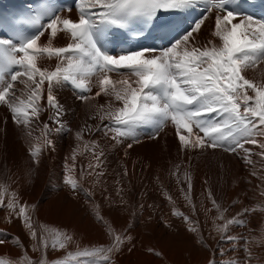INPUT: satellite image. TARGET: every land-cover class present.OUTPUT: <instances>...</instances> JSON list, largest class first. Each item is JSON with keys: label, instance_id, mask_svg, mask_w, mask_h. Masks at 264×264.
<instances>
[{"label": "snow or ice", "instance_id": "snow-or-ice-1", "mask_svg": "<svg viewBox=\"0 0 264 264\" xmlns=\"http://www.w3.org/2000/svg\"><path fill=\"white\" fill-rule=\"evenodd\" d=\"M254 7V0H29L21 13H0V107L7 111L0 131L7 134L10 116L28 140L30 163L23 173L28 179L42 154L56 150L55 138L72 135L75 147L65 157L62 183L74 197L84 194L90 215L107 237L106 243L81 247L67 230L47 225L38 230L33 221L36 206L21 204L18 192L10 191L11 184L0 182V207L8 209L6 221L19 219L33 241V251L40 254L30 258L20 237L12 236L11 246L22 250L21 254L0 252V264H117V255L133 237L131 221L117 229L95 198L97 190L101 195L108 191L103 178L109 151L123 148L127 157L142 137L157 139L166 126L174 127L181 153L212 149L239 159L248 175L234 178L233 187L240 182L252 185L249 176L259 182L237 192L227 206L206 188V199L216 213L209 233L214 243L209 244L196 218L190 164L182 173L183 162L174 165L176 171L171 173L178 185L187 184L180 192L190 214L176 207L157 178L171 215L181 220L194 244L208 253L203 264H264V72L259 78L248 75L264 69V15L248 10ZM213 18L214 23L208 24ZM206 27L209 32L202 40ZM114 29L133 38L155 30L167 46L113 49L110 33ZM65 88L89 105L88 119L95 123L85 121L76 130L69 126L64 119L69 109L57 94ZM93 88L97 89L94 94ZM97 97L105 102L99 103ZM44 113L46 120L41 119ZM37 130L39 135L34 137ZM98 133L100 139H92ZM85 152L91 154L88 188L83 184L84 170L79 178L75 175L77 157ZM119 167L123 172L115 174L117 185L129 175L123 162ZM124 193L123 187L116 188L121 210L127 211ZM103 199L110 209L117 203L111 196ZM148 207L157 209L153 204ZM231 208L238 210L229 216ZM209 211L204 208L206 218ZM256 215L260 219L251 226ZM164 223L173 228L169 220ZM237 227L242 231L234 233ZM7 237L0 229V246L9 243ZM48 250H63V255L49 260ZM144 251L167 264L164 252L155 245Z\"/></svg>", "mask_w": 264, "mask_h": 264}, {"label": "bare ground", "instance_id": "bare-ground-1", "mask_svg": "<svg viewBox=\"0 0 264 264\" xmlns=\"http://www.w3.org/2000/svg\"><path fill=\"white\" fill-rule=\"evenodd\" d=\"M213 23L214 18L213 21L208 22V24ZM208 32L209 28L206 27L201 33L202 40ZM58 43L62 46L64 41L61 40ZM262 72L264 69H259L256 72L250 71L248 75L259 78ZM96 91L97 89L93 88V94ZM57 94L61 103H64L69 109L64 119L70 121L69 126L73 130H76L85 121L95 123L94 120L88 119L91 115L89 105L76 100L70 89L58 90ZM97 101L104 103L105 98L97 97ZM5 115H7L6 109L0 107V129L5 127ZM41 119L46 120L47 113H44ZM38 135V130L33 132L34 137ZM85 139H88L87 135ZM92 139L99 140L100 134H96ZM55 140L56 150L54 152L46 151L42 154L35 174L31 179H28L23 173L30 163L28 159L29 142L23 132L13 125L9 116L7 134L0 131V182L11 184L10 191L18 192L21 204L27 202L29 205L36 206L33 221L38 230L40 225L67 230L75 235L81 247L106 243L107 237L90 215L84 202V194L80 193L74 197L62 183L65 157L70 156L71 149L75 147V141L68 133L56 137ZM254 159L256 158L254 157ZM90 162L91 154L89 152L78 156L76 160L75 175L79 178L81 170H84L83 184L86 188L91 186L92 178L86 175ZM121 162L127 167L129 175L123 178L121 185H117L115 174L123 172V169L119 167ZM69 163H71L70 160ZM181 163V173L183 168L190 164L193 184L192 198L198 211L196 218L200 221L209 244L214 243L209 233L212 227L211 217L216 213L212 210L211 201L206 199V188H210L214 193L217 202H222L227 206L237 192L259 183L255 177L249 176L252 185L240 182L237 187H233L232 180L234 178L247 176L248 173L239 159L220 150L208 149L205 152L193 151L187 154L179 152L178 139L172 126H166L157 139L150 140L147 136L142 137V142L134 145L129 150L127 157H124L123 148L110 150L107 158L108 167L103 178V186L108 191L101 195V192L97 190L95 198L102 205L104 215L113 221L117 229L131 221L132 227L129 235L133 239L122 253L117 255V264H164L160 259L145 253L144 248L151 245H155L164 252L167 264H203L208 253L194 244L193 238L186 232L181 220L171 215V206L157 188L156 181L159 178V181L175 200L176 207L180 211L190 214V209L186 206L180 192V187L182 186L186 190L187 184L178 185L176 177L171 175L176 171L174 165ZM221 164H223V173ZM259 167L258 164L257 168ZM5 169L8 171L6 172ZM6 176H11L12 180H7ZM205 180L208 182L207 185L204 184ZM118 186L125 189L124 196L128 200L127 211L121 210L123 206L119 204V197L116 195ZM145 192L147 194L142 195ZM248 195L252 196L253 193L249 191ZM104 196H111L117 203L110 209L109 205L104 202ZM245 203H249V201L246 200ZM150 204L157 206L156 211L148 207ZM201 204L204 205V208L211 210L208 213V218L205 217ZM141 205H143V209H141ZM237 210V208H231L229 216ZM7 212L8 209L0 207V229L6 231L9 241L8 244L0 246V252L10 251L13 256H19L22 250L11 246V237L18 236L26 246L28 256L37 259L40 254L31 250L29 244L32 240L20 220L13 217L12 222L8 223L5 219ZM149 216L152 217L150 221L148 220ZM259 219L258 215L253 216L251 226H255ZM165 220L172 223V229L165 227ZM241 231L238 227L233 229L234 233ZM74 247L75 245H70V248ZM129 248H132L131 252L128 250ZM61 254V252L55 253L48 250L46 258L55 259Z\"/></svg>", "mask_w": 264, "mask_h": 264}, {"label": "rangeland", "instance_id": "rangeland-1", "mask_svg": "<svg viewBox=\"0 0 264 264\" xmlns=\"http://www.w3.org/2000/svg\"><path fill=\"white\" fill-rule=\"evenodd\" d=\"M6 209H7V208H6ZM26 233H27V232H26ZM27 234H28V233H27ZM32 244H33V241L29 244L31 250H33V248H32ZM50 251H52V250H50ZM32 252H33V251H32ZM53 252H55V253H57V252H58V253L61 252V253H62L61 255H63V251H62V250H57V251H53ZM61 255H60V256H61ZM60 256H58V257H60ZM58 257H57V258H58Z\"/></svg>", "mask_w": 264, "mask_h": 264}]
</instances>
